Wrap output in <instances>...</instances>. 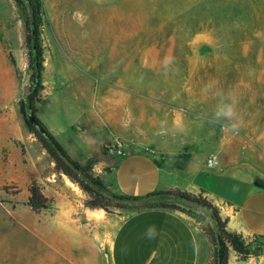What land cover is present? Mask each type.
I'll use <instances>...</instances> for the list:
<instances>
[{
  "label": "rangeland",
  "instance_id": "1",
  "mask_svg": "<svg viewBox=\"0 0 264 264\" xmlns=\"http://www.w3.org/2000/svg\"><path fill=\"white\" fill-rule=\"evenodd\" d=\"M41 1L36 36L44 90L37 117L54 136L68 123L78 131L85 116L91 119L87 106L112 87L115 94L129 91L132 99L173 94L174 110L185 123L180 133L193 137L194 149L264 185V0ZM29 24V13L0 0V216L12 225L1 232L9 251L0 264H108V218L143 207L91 214L88 196L55 170L29 131L21 113L33 86ZM233 99L236 118H217ZM32 183L48 199V211L28 206ZM153 203L160 202H146ZM179 206L203 231L214 229L204 211ZM42 236L51 240L36 252ZM258 240L251 241L258 246Z\"/></svg>",
  "mask_w": 264,
  "mask_h": 264
},
{
  "label": "crops",
  "instance_id": "2",
  "mask_svg": "<svg viewBox=\"0 0 264 264\" xmlns=\"http://www.w3.org/2000/svg\"><path fill=\"white\" fill-rule=\"evenodd\" d=\"M86 111H91V119L85 116L78 131L71 130L68 123L55 134L56 139L75 161L82 165L92 162L93 175L120 195L143 197L175 189L204 192L228 221V231L247 241L264 237V187L240 171L205 169L211 154L194 149L193 137L180 133L185 123L174 110L173 94L132 99L129 91L115 94L112 87L102 101L87 106ZM3 135L0 117V166ZM118 141L128 147L122 158L105 151L107 142ZM90 213L105 215L101 210ZM108 223L113 225L108 264H210L212 260L214 246L208 236L180 212L146 209L108 218ZM9 225L0 216V262L9 251V246L4 249L1 234L3 228H12ZM228 264H264V259L240 262L231 253Z\"/></svg>",
  "mask_w": 264,
  "mask_h": 264
},
{
  "label": "trees",
  "instance_id": "3",
  "mask_svg": "<svg viewBox=\"0 0 264 264\" xmlns=\"http://www.w3.org/2000/svg\"><path fill=\"white\" fill-rule=\"evenodd\" d=\"M20 14L29 13V26L35 31L41 22L43 15V4L41 0H12ZM32 38V36H31ZM37 40V36H36ZM33 63V86L27 99L21 103V113L25 119L26 111H30L37 119L39 125L44 129V137L35 127L27 125L29 131L35 135L38 143L47 153L51 163L55 165V170L67 177L71 183L77 185L87 196L86 207L91 210H103L108 214L118 213L129 207L142 205L143 209H164L177 212H185L179 205H185L200 209L210 215L214 225L213 230L203 231L214 246V253L210 264H219L218 257V235L225 244V255L223 264H228L229 251L235 253L240 261L250 258L264 256V237L256 236L254 241H246L241 235L227 230L226 219L220 216L219 209L204 196V192L192 194L178 189L169 191H157L143 197H131L117 194L112 188L108 187L100 178L92 174L93 163L82 165L75 161L56 137L37 117L38 104L41 102L43 86L44 61L41 46L37 43L36 51L32 48ZM28 206L35 213H41L50 209L49 201L43 194L41 188L32 183L29 187ZM160 202L146 204V202ZM165 201V203H163ZM168 202V203H167Z\"/></svg>",
  "mask_w": 264,
  "mask_h": 264
},
{
  "label": "built area",
  "instance_id": "4",
  "mask_svg": "<svg viewBox=\"0 0 264 264\" xmlns=\"http://www.w3.org/2000/svg\"><path fill=\"white\" fill-rule=\"evenodd\" d=\"M106 152L110 156L122 158L126 155L127 145L119 141L114 142L106 146ZM205 169L209 172L222 169L220 161L216 155L212 154L207 158L205 163Z\"/></svg>",
  "mask_w": 264,
  "mask_h": 264
},
{
  "label": "water",
  "instance_id": "5",
  "mask_svg": "<svg viewBox=\"0 0 264 264\" xmlns=\"http://www.w3.org/2000/svg\"><path fill=\"white\" fill-rule=\"evenodd\" d=\"M31 34H32L33 50L36 51L37 40H36V31H35L34 26H32ZM24 120L26 122V125H31L35 127L44 137L47 136L44 129L39 125L36 117L30 111H26ZM256 184L264 187L263 184H260V183H256ZM217 240H218V247H219L218 249L219 264H223L224 255H225V244L219 235L217 237Z\"/></svg>",
  "mask_w": 264,
  "mask_h": 264
},
{
  "label": "clouds",
  "instance_id": "6",
  "mask_svg": "<svg viewBox=\"0 0 264 264\" xmlns=\"http://www.w3.org/2000/svg\"><path fill=\"white\" fill-rule=\"evenodd\" d=\"M235 104L236 101L233 99L232 103L221 106L219 111L216 113L217 118L223 117L230 120L236 118L237 114L235 112ZM232 127L236 128L237 124L234 123Z\"/></svg>",
  "mask_w": 264,
  "mask_h": 264
},
{
  "label": "bare ground",
  "instance_id": "7",
  "mask_svg": "<svg viewBox=\"0 0 264 264\" xmlns=\"http://www.w3.org/2000/svg\"><path fill=\"white\" fill-rule=\"evenodd\" d=\"M46 239H47V237H43V236H42L41 238L39 237V238L37 239L38 243H36V247H37V248H36V252L39 251V250H38L39 248H40L41 250H43L44 246L47 245V243H49V241L51 240V239H50V240H49V239L46 240ZM35 242H36V241H35Z\"/></svg>",
  "mask_w": 264,
  "mask_h": 264
}]
</instances>
